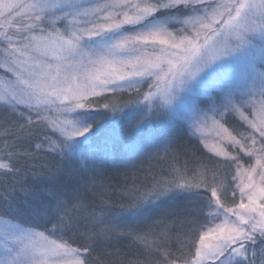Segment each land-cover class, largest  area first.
<instances>
[{
	"label": "snow or ice",
	"instance_id": "1",
	"mask_svg": "<svg viewBox=\"0 0 264 264\" xmlns=\"http://www.w3.org/2000/svg\"><path fill=\"white\" fill-rule=\"evenodd\" d=\"M175 24L181 27L173 31ZM225 68L238 72L243 83L221 85L218 103L207 111L193 105L188 118L194 133L216 155L229 153L208 144L204 138L208 132L239 146L256 162L243 171L237 168L241 202L234 207H226L218 187H211L216 205L208 213L212 226H202L184 264H244L247 243H264V0H0V69L11 78V83L0 81V103L13 111L24 105L34 112L36 123H45L56 137L45 138L47 152L62 159L77 156L93 138H102L105 146L118 143L116 127L101 130L93 118L90 97L122 91L125 81L127 89H133L150 79L142 100L126 105H143L135 109L141 114L135 125L139 131L155 109L167 110L180 92L195 91L198 76L202 81ZM100 107L123 111L113 103ZM227 112L236 113L251 129L246 137L237 138L215 118ZM32 124L29 116L28 125ZM13 155L0 156V175L18 174ZM193 186L200 184L182 179L151 195L159 198L172 188ZM149 202V197H142L123 211L137 216ZM85 207L84 192L74 190L70 204L57 201L56 221L46 231L51 235L70 229L73 213ZM8 209L11 212L13 205L9 203ZM220 209L224 218L214 223ZM93 222L102 220L93 217ZM89 252L19 224L6 220L0 224V264H87Z\"/></svg>",
	"mask_w": 264,
	"mask_h": 264
},
{
	"label": "trees",
	"instance_id": "2",
	"mask_svg": "<svg viewBox=\"0 0 264 264\" xmlns=\"http://www.w3.org/2000/svg\"><path fill=\"white\" fill-rule=\"evenodd\" d=\"M20 112L24 115L21 116ZM29 116L33 121L31 126L28 125ZM173 127L168 139L143 147L141 151L122 150L120 143L108 149L105 145L91 142L82 145L77 156L62 159L58 154L47 152L45 138L54 139L55 135L45 123H36L34 112L26 108L13 111L0 106V156L13 153L14 166L19 169L15 175H0V218L36 229L53 238H63L75 247L89 248V258H102L101 262L94 259L97 264H143L134 245L130 248L127 241L131 239V234L136 237V230L144 232L147 222L154 221L156 224L162 221L167 232L170 231L167 244L169 254L183 255L190 246L189 240L178 247L179 241L187 238L185 233L193 234L196 227L189 222L197 226L195 219L204 217L207 200L204 194L170 195L153 206L148 221L140 226H137V221L125 218L123 223L113 224L109 221L108 208L100 205L102 199L109 200V195H118L119 191L126 189L130 181L144 180L155 171H162L163 165L169 166L174 161L176 164L187 163L202 156L198 144L190 139L186 126L175 121ZM120 129V140L128 141L127 129L124 126ZM37 144H42L43 148L37 150ZM25 189H29L30 193L26 195ZM76 189L84 192L86 207L73 213L75 223L70 229L50 235L46 229H51L56 221L53 210L57 201L64 200L70 204ZM9 203L13 205L11 212ZM118 206L122 208V204L118 203ZM179 208L180 212L177 211ZM93 217L102 220V223L93 222ZM175 218L180 223L177 226L170 224ZM141 222L143 219L139 224ZM111 229L119 232V236L114 235ZM180 234L183 238H180ZM102 252L109 254L103 258L99 255ZM261 255L264 261V251ZM106 258L112 260L107 262ZM149 260L145 264H152Z\"/></svg>",
	"mask_w": 264,
	"mask_h": 264
},
{
	"label": "rangeland",
	"instance_id": "3",
	"mask_svg": "<svg viewBox=\"0 0 264 264\" xmlns=\"http://www.w3.org/2000/svg\"><path fill=\"white\" fill-rule=\"evenodd\" d=\"M174 14L177 16L181 15V13L179 12ZM163 15H168V13L165 12L163 13ZM180 27V24H175L171 30L175 31ZM257 69L260 70L259 61H257ZM199 75L202 76L203 73H200ZM133 79L139 78L134 77ZM145 79L147 80V82L140 83L137 86L138 90L137 88L127 89V81H125L123 82L125 87L122 91H108L104 92L99 97H90L89 99L93 101V104L95 105L91 112L93 114V118L98 121V126L101 128V130L116 127L119 141L118 144L120 143L122 150L124 149L127 151H133L135 149L141 151L143 147L155 144L157 145L160 142L168 139L169 132L172 130V128H174L173 124L175 123V121H178L181 125L186 126L190 139L194 143L198 144V147L202 151V156L195 157L196 159L194 158V161H188L187 163L185 162L176 164L174 163L176 161H174L170 163L171 166H168V164L166 166L163 165L162 171L157 170L151 176H147L144 180L130 181L126 186V189L122 190L121 192L119 191L118 195H112V197L111 195H109V200L102 199L100 205L101 207L108 208L107 213L108 217L110 218L109 221L113 222V224L123 223L125 218V220H129L132 222L137 221V226H140L148 221L153 206L161 200L168 198L170 195H182L186 193L190 194L193 192H200L204 194L203 196H205L207 199L205 200V206L203 210L204 219L201 216H198L201 218H199V220L195 219L198 221L197 226L196 223L193 224L192 221L189 222L194 228H196L194 231H192L193 229L191 230L193 234H190L189 232L185 233L187 235L185 237L187 238H183V235L180 234V236H182L180 238L183 239L179 241L178 247L183 245L187 240H189L188 242L190 245L188 250H186V252L184 251L183 255L169 254L170 251H168L169 249L167 248V244L170 238V231L167 232L165 222L162 221H159V223L157 222L156 224L154 223V221H149L147 222V226L144 229V232L141 231L140 233L138 232V230L135 231V235H142L145 237L143 241L136 239L131 233L130 234L132 237L127 241L130 248L132 244L134 245V248H136V252L139 253V257H141L143 264H145V262H148L146 261L147 259H150L149 262L152 264H169V261L171 260H175L176 264H184V261L186 259H190L189 254L194 252L191 241L193 239L198 240L199 232L202 230V226H212L211 224H208V221L211 219V217L208 216V213L209 211L214 210L216 208V205L213 198L211 197V187H218L220 199L226 207H234L241 202L239 188L237 187V184L239 182V177H237V168L239 167L241 171H243L244 169H249L254 166L256 162L255 156H248L244 152L240 151L239 146L234 147L232 144L220 140V138L217 137L214 132H208L205 134L204 138L206 139V142L210 145L216 144L218 148H222L227 151L229 153V156L226 157L216 155L215 152L210 151L209 148L205 147V144L201 142V135L199 133H194V130L191 127V120L188 118V116L191 114L193 105L198 106L202 111H207L214 102L218 103L221 95V85L239 87L243 83V81L240 79L238 72L233 71L229 68H225L223 71L214 73L211 77L202 81L199 80L198 76L197 81H199V87L195 91L180 92L177 98L172 101V104L168 107L167 110L155 109L145 119L141 130L138 131L135 128V125L137 120L140 119L141 114L135 111V109L142 108L143 105L138 103H132L131 107H126V105H128L129 102L142 100L143 93L148 91V84L152 82L148 78ZM6 80L11 83L10 75L5 74L4 71L0 69V81ZM193 83H195V81ZM181 97H186V99L182 103L180 102ZM105 103L116 104L120 108H122L123 111H117L113 113L110 110H106L103 107H100V105H103ZM156 103L158 104L159 102L157 101ZM0 106H6L12 109L10 106L4 105L2 103H0ZM18 108L26 107L24 105H20L18 106ZM144 111H147V109H144ZM126 113L128 114L127 116L125 115ZM209 115L211 116L212 114L209 112ZM68 118L71 119V115H68ZM215 118L219 120V122L223 124V126L227 128L233 135L237 136V138H240L241 136L246 137L251 131V129H249L247 125L244 124V122L234 112H227L223 115L222 118L219 114H217ZM122 126H124L128 131V141L120 140V128ZM179 127L180 126L178 125L177 128ZM209 127L211 126L209 125ZM92 143L104 145L102 142V138H93ZM106 147L108 149H111L113 145L109 143ZM231 156H235L236 160L230 159L229 157ZM177 169H179V171H177ZM257 171H259V169H257ZM201 177H203V180H201ZM234 177H236V179H233ZM255 178L257 180L259 179L258 177ZM182 179L190 180L193 185L199 183L200 187L193 186L188 189L172 188L171 191H167L165 195H162L159 198H157L155 195H151L156 192L164 191L169 184L178 183ZM244 179L246 180L247 178L244 177ZM233 193H235V195H233ZM142 197H149L150 202L143 205L144 211L141 214L137 216H129L123 211V209L127 208L129 205L137 203ZM210 201L211 206H209ZM113 203H115V205ZM118 203L122 204V208L118 206ZM177 211L180 212V208ZM220 212L221 215L215 219L214 223H220L224 218L223 209H220ZM140 219H143V222H141V224H139ZM231 219L235 220L236 218L232 216ZM5 220L6 219L0 218V224H2V222ZM172 220L174 221L170 224H173V226H177L180 224L176 218ZM6 221H8L9 223H13L9 220ZM20 226L29 231L41 232L23 225ZM112 232L114 233V235L119 236V232ZM49 238L58 239L51 236H49ZM71 246L80 249L84 248L75 247L72 244ZM262 251H264V243H262L260 240H257L256 244H252L250 242L247 243V260L244 261V264H254L255 262L258 264H264L263 255H261ZM109 252H102L99 255H102L104 258L106 254H109ZM156 253H158V256ZM253 253H255V255H253ZM88 254L87 264H97V260L100 261V259H102L96 256L94 257V259H97L95 262L94 259L92 260L88 257ZM106 260L108 262V260L112 259L106 258ZM111 263L113 264V262ZM207 264H212V262L208 261Z\"/></svg>",
	"mask_w": 264,
	"mask_h": 264
}]
</instances>
